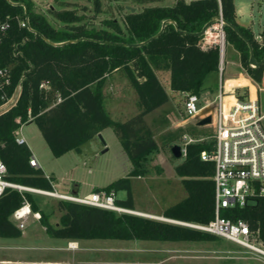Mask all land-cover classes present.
<instances>
[{
  "label": "trees",
  "instance_id": "1",
  "mask_svg": "<svg viewBox=\"0 0 264 264\" xmlns=\"http://www.w3.org/2000/svg\"><path fill=\"white\" fill-rule=\"evenodd\" d=\"M0 0V22L9 20L10 28L0 37V64L11 66V91L21 83L17 103L0 113V159L7 166L6 179L26 187L54 191L53 177L31 164L33 152L28 144L16 141L22 124L36 122L55 156L79 149L104 128L112 127L132 162L128 176L107 187L108 192L126 190L125 199L116 203L136 210L132 177L144 176L147 164L159 152L147 114L165 104L169 95L157 71L170 72L172 90L201 95L205 81L218 75L220 50L218 44H203L205 34L197 35L213 18L222 14L227 43L240 53L241 72L261 83L264 64L252 66L250 47L239 31L252 43L258 61L264 59V33L258 40L250 26L237 17L235 0H176L174 5L146 6L126 14L124 26L115 19H105L103 26L89 25L85 14L74 8L50 7L49 12L63 26L53 25L35 7L32 0ZM143 1V0H141ZM31 27H21L18 16L25 7ZM100 10V0H95ZM166 19L172 23L153 40L135 45L156 35ZM50 41H48V40ZM124 69L135 89L140 111L127 120H115L106 107L104 86L107 78ZM175 139V138H174ZM172 139V141L174 140ZM207 140L186 144V155L175 167L187 191L186 197L168 206L163 217L177 221L208 223L215 218V165L202 159L201 153L211 150ZM173 146V145H172ZM28 202L40 214L46 232L55 238L83 239L217 241L221 237L172 221L132 212L87 205L60 199L62 211L57 223L39 208L28 190L7 188L0 195V237H20L22 228L13 215ZM220 215L232 220L243 219L264 242V199L246 207H224Z\"/></svg>",
  "mask_w": 264,
  "mask_h": 264
},
{
  "label": "rangeland",
  "instance_id": "2",
  "mask_svg": "<svg viewBox=\"0 0 264 264\" xmlns=\"http://www.w3.org/2000/svg\"><path fill=\"white\" fill-rule=\"evenodd\" d=\"M32 1L37 10L57 27L63 24L49 12L50 7L76 8L85 14V21L89 25L103 26L105 19H115L124 26L128 7L140 11L146 6L174 5L176 2V0H100L101 9L96 10L95 0ZM235 5L239 22L250 26L257 39L261 41L264 33V0H235ZM214 25L218 26L217 23ZM206 36L211 37L213 33L205 34L202 41L204 45L207 43ZM224 62L225 71L222 74L211 75L205 81L206 89L201 93L202 102L215 99L222 78L226 92L231 91L234 84L248 83L249 78L253 82L250 84L251 94L256 93L255 86H258L256 81L248 75V78L239 77L240 53L230 43L226 45ZM168 72L159 70L157 74L168 92L169 99L146 116L148 124L155 132L159 152L147 164L148 171L144 176L132 177L136 210L156 216H162L168 206L187 195L181 177L175 170L184 156L176 157L172 153V145L184 146L185 135L196 139H209L215 133L213 123L199 125L198 117H188L184 113L185 97L171 89ZM104 92L106 107L113 119L124 121L140 111L138 95L124 69L107 78ZM21 132L32 152L40 160L45 175L53 177L54 183L57 184L56 189L68 194L73 193L75 184L80 187L79 196L105 188L113 181L128 176L133 168L112 127L104 128L101 137L98 134L83 143L79 149L71 150L62 156L53 154L36 122L23 124ZM30 192L39 208L50 213L49 220L57 223L62 214L58 201L62 198ZM127 195L126 190L117 191V196L121 199H125ZM25 205L29 203L26 202ZM29 208L30 213L26 216L20 214V209L13 215V221L22 228V235L0 237V261L10 260V264H244L248 260L251 264H264L255 259H247L248 254L243 252L242 247L222 237L214 242L83 239L68 243L67 239L50 236L40 222V214ZM72 244L75 246L72 247Z\"/></svg>",
  "mask_w": 264,
  "mask_h": 264
},
{
  "label": "built area",
  "instance_id": "3",
  "mask_svg": "<svg viewBox=\"0 0 264 264\" xmlns=\"http://www.w3.org/2000/svg\"><path fill=\"white\" fill-rule=\"evenodd\" d=\"M10 2L18 4L12 0ZM18 19L21 27L32 29L26 7L24 16H18ZM216 23L218 26L212 25L205 31V34H209L213 27L218 30L214 43L219 46V73L222 74L225 71L224 58L227 45L224 29L226 22L222 14ZM9 28V20L0 22V37ZM206 39L208 41V37ZM224 83V79L222 78L219 91L212 101L202 102L201 95L198 94H183L185 97L184 113L188 117H199L200 112L205 107H213L212 123L215 128V133L209 139H196L192 136L185 135V143L181 147L182 155L185 156L187 143L204 140L213 142L211 150L203 151L201 157L206 161L214 162L215 165L213 176L216 188L215 218L205 224L177 220L172 221L232 241L243 248V252L248 254L247 259L264 262V242L259 238L258 232H253L248 222L243 219L232 220L220 215L221 208L234 206L246 207L255 204L259 198L264 199V77L261 83L256 82L258 86H255L256 93L253 95L251 94L250 85L253 83L252 81L244 84H234L233 89L227 92L224 88ZM11 86V66L0 64V113L10 109L19 99L22 88L21 83L12 91ZM229 96L232 98L229 99ZM22 126L16 132V141L20 144H27V140L21 132ZM30 161L33 166L39 167L34 157ZM6 175L7 166L0 159V195L7 188L11 187L20 191L28 190L56 195L62 199L99 206L118 212L133 211L125 209L116 203L117 194L114 191L95 190L83 196L60 192L56 189L50 192L11 182L6 179ZM47 177L50 179V176ZM26 206L24 205L20 209L22 216L28 215L25 214ZM245 264L250 263L247 262Z\"/></svg>",
  "mask_w": 264,
  "mask_h": 264
},
{
  "label": "water",
  "instance_id": "4",
  "mask_svg": "<svg viewBox=\"0 0 264 264\" xmlns=\"http://www.w3.org/2000/svg\"><path fill=\"white\" fill-rule=\"evenodd\" d=\"M9 2L11 1V0H8ZM132 12H134L135 11V8H133V7H128ZM221 18V15H219V16H216L215 18H213L212 20H210L204 27H203V29L200 31V32H198V33H196L197 35H203V34H205V31L209 28V27H211L212 25H214L219 19ZM224 19V18H223ZM224 21H225V19H224ZM226 22V21H225ZM170 23H172V24H174L175 26H176V28L179 30V26L177 25V23L173 20V19H166L164 22H163V24H162V27H161V29H160V31L156 34V35H154V36H152L151 38H149V39H147L146 41H143V42H140V43H136L135 45H143V44H146V43H148L149 41H151V40H153L154 38H156V37H158L163 31H164V29H165V27H166V25L167 24H170ZM227 23V22H226ZM232 27L242 36V38L243 39H245L246 41H247V43L249 44V47H250V59H249V62H250V64H252V65H254V66H261V65H263L264 64V59L263 60H261V61H258L256 58H255V56H254V53H253V46H252V43L239 31V29L236 27V26H234V25H232ZM32 31H34L36 34H40L38 31H36V30H34L33 28H32ZM48 40V39H47ZM48 41H50V40H48ZM212 111H213V107L212 106H207V107H205L201 112H200V114H199V117L198 118H200L199 119V121H198V124L199 125H205V124H211L212 123ZM99 136L101 137L102 135H101V133H99ZM172 153L176 156V157H181L182 156V147H181V145H179V144H174L173 146H172ZM78 188H79V186H78V184H75L74 186H73V193L72 194H74V195H77L78 194ZM133 213V212H132ZM152 217V216H151ZM153 218H157V219H161V220H166V221H172L171 219H167V218H165V217H163V216H158V217H153ZM173 222V221H172Z\"/></svg>",
  "mask_w": 264,
  "mask_h": 264
},
{
  "label": "crops",
  "instance_id": "5",
  "mask_svg": "<svg viewBox=\"0 0 264 264\" xmlns=\"http://www.w3.org/2000/svg\"><path fill=\"white\" fill-rule=\"evenodd\" d=\"M216 29H215V27H213L212 28V31L210 32L211 33V35H212V33H213V36H209L208 37V41H207V43L206 44H210V43H212V42H214V38L216 37V31H215ZM213 37V38H212ZM168 73H170V72H168ZM170 75V74H169ZM240 76H243V77H245V78H248V76L247 75H245L244 73H242V72H240V74H239V77ZM168 78H169V76H168ZM248 81H251L249 78H248ZM200 119V118H199ZM33 157L36 159V161H37V163H38V165H39V167H41L42 169H43V167H42V165H41V163H40V160L38 159V157L34 154V152H33ZM46 173V172H45ZM47 176H49L48 174H46ZM53 186L55 187V189L57 188L56 186H57V184L56 183H54V181H53ZM56 190H58V189H56ZM79 190H80V187L78 188V192H79ZM58 191H60V192H63V191H61V190H58ZM36 193H38V192H36ZM65 193V192H64ZM41 194H43V193H41ZM28 207H29V205H28ZM30 209V208H29ZM138 211H140V210H138ZM142 212H146V211H142ZM71 243V242H78V241H74V240H68V243ZM73 245V244H72ZM250 260V259H249ZM10 260H2V261H0V264H10V262H9ZM258 261H260V260H258ZM9 262V263H8ZM248 262V260L245 262V263H247ZM260 262H262V261H260ZM244 263V264H245ZM250 264H251V262H249ZM262 263H264V262H262Z\"/></svg>",
  "mask_w": 264,
  "mask_h": 264
},
{
  "label": "bare ground",
  "instance_id": "6",
  "mask_svg": "<svg viewBox=\"0 0 264 264\" xmlns=\"http://www.w3.org/2000/svg\"><path fill=\"white\" fill-rule=\"evenodd\" d=\"M23 213H24V211H22ZM133 213H136V214H140V215H147V216H156V215H153V214H149V213H145V212H142V211H138V210H133L132 211ZM28 213H30V209H29V207H28V205L26 206V208H25V214H28ZM156 217H158V216H156ZM75 245L73 244L72 245V247H74Z\"/></svg>",
  "mask_w": 264,
  "mask_h": 264
},
{
  "label": "clouds",
  "instance_id": "7",
  "mask_svg": "<svg viewBox=\"0 0 264 264\" xmlns=\"http://www.w3.org/2000/svg\"><path fill=\"white\" fill-rule=\"evenodd\" d=\"M30 207V206H29Z\"/></svg>",
  "mask_w": 264,
  "mask_h": 264
}]
</instances>
